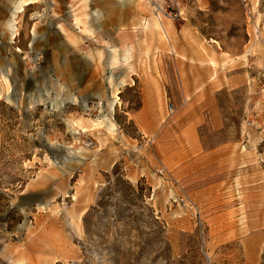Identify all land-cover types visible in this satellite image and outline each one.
<instances>
[{
	"label": "rangeland",
	"instance_id": "rangeland-1",
	"mask_svg": "<svg viewBox=\"0 0 264 264\" xmlns=\"http://www.w3.org/2000/svg\"><path fill=\"white\" fill-rule=\"evenodd\" d=\"M30 1L0 0V264H264V0Z\"/></svg>",
	"mask_w": 264,
	"mask_h": 264
},
{
	"label": "crops",
	"instance_id": "crops-1",
	"mask_svg": "<svg viewBox=\"0 0 264 264\" xmlns=\"http://www.w3.org/2000/svg\"><path fill=\"white\" fill-rule=\"evenodd\" d=\"M33 1L31 0L29 2L32 3ZM61 29L63 30V28L61 27ZM149 29H155L156 31L158 30L156 27H153V26H150V27H146L145 28V32L146 34L148 33ZM175 29V27H174ZM161 32L163 33V29L161 28L159 31H157V33L160 34L159 36V39L157 40V43L156 45L157 46H153L152 42L148 41V37L146 36L145 37V42H143V44H141L142 47H140L141 51H139V53L137 52L138 50V47H137V44H135L133 41H131V43H127L125 44V49L131 53V55H140L141 59H143L144 61L141 62L142 64H145V65H153L154 63L157 64L158 61L160 60V55H159V50L163 49L164 48V42L162 41V36H161ZM131 51V52H130ZM224 51H221L219 52V57L220 58H223V54ZM226 53V52H225ZM242 77H244V73H240L238 76L234 75L233 78H230V81L231 80H241ZM146 78V84H145V88L147 90H150L155 96H158L159 94L162 93V89H163V82H160L158 80V78H153V77H145ZM246 79V76L244 77ZM253 79V77H252ZM228 80V79H227ZM226 80V84L227 82H230V81H227Z\"/></svg>",
	"mask_w": 264,
	"mask_h": 264
},
{
	"label": "built area",
	"instance_id": "built-area-1",
	"mask_svg": "<svg viewBox=\"0 0 264 264\" xmlns=\"http://www.w3.org/2000/svg\"><path fill=\"white\" fill-rule=\"evenodd\" d=\"M168 110H169V112H172V110H173V105L171 102H169V104H168Z\"/></svg>",
	"mask_w": 264,
	"mask_h": 264
}]
</instances>
